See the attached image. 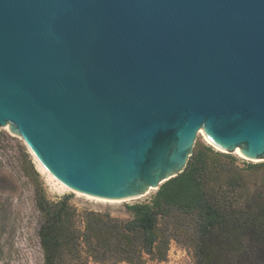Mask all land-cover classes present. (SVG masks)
<instances>
[{
  "label": "water",
  "instance_id": "water-1",
  "mask_svg": "<svg viewBox=\"0 0 264 264\" xmlns=\"http://www.w3.org/2000/svg\"><path fill=\"white\" fill-rule=\"evenodd\" d=\"M69 190L141 198L201 130L264 161V0H0V128Z\"/></svg>",
  "mask_w": 264,
  "mask_h": 264
},
{
  "label": "trees",
  "instance_id": "trees-1",
  "mask_svg": "<svg viewBox=\"0 0 264 264\" xmlns=\"http://www.w3.org/2000/svg\"><path fill=\"white\" fill-rule=\"evenodd\" d=\"M217 157L210 148L197 151L151 201L126 205L127 219L85 212L82 231L68 197L51 202L37 192L43 264L82 255L101 264H146L144 256L163 261L172 240L195 264H264V164L244 174Z\"/></svg>",
  "mask_w": 264,
  "mask_h": 264
},
{
  "label": "rangeland",
  "instance_id": "rangeland-1",
  "mask_svg": "<svg viewBox=\"0 0 264 264\" xmlns=\"http://www.w3.org/2000/svg\"><path fill=\"white\" fill-rule=\"evenodd\" d=\"M204 148H210L217 154V162L220 164L230 163L232 167L244 174L247 172V166L264 164V161H249L234 153L224 154L198 134L192 155ZM26 167L27 172L24 170ZM32 168L39 175L38 178L29 176ZM37 192L51 202L68 197L69 206L76 212L75 227L82 231L85 212L127 219L129 214L125 208L126 205L148 203L157 190L150 191L138 199L105 200L104 202L94 201L92 197H90L92 200L87 199L82 194L77 195L69 189L60 192L47 175L37 168L34 157L22 140L11 135L6 128H0V264H43V252L38 237L41 220L35 207ZM144 259L146 264H195L189 250L173 240L168 244L167 255L163 261L150 259L147 256H144ZM68 262L70 264H101L86 258L85 255L74 261L65 259V263L68 264Z\"/></svg>",
  "mask_w": 264,
  "mask_h": 264
},
{
  "label": "bare ground",
  "instance_id": "bare-ground-1",
  "mask_svg": "<svg viewBox=\"0 0 264 264\" xmlns=\"http://www.w3.org/2000/svg\"><path fill=\"white\" fill-rule=\"evenodd\" d=\"M6 129H7V127H5ZM199 135H201L206 141H207V139L205 138V136L203 135V133H202V131L200 130L199 131ZM207 143H209L208 141H207ZM210 144V143H209ZM211 145V144H210ZM212 146V145H211ZM214 147V146H213ZM234 154H236V155H239L240 157H242L243 158V156L239 153V150L238 149H236L235 150V152H234ZM34 160H35V163H36V165H37V168L42 172V173H44L45 175H47V177L49 178V180H51L53 183H54V185H55V187H56V189L58 190V191H67V187L66 186H64L61 182H59L57 179H55L42 165H41V163L36 159V158H34ZM77 195H79L77 192H75ZM83 197H85V198H87V199H91L92 200V198H90L89 196H85V195H83ZM93 200L94 201H100V202H104L105 200H100V199H96V198H93ZM106 201H108V200H106Z\"/></svg>",
  "mask_w": 264,
  "mask_h": 264
}]
</instances>
